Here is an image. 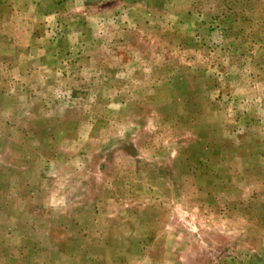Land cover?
Instances as JSON below:
<instances>
[{
	"label": "rangeland",
	"instance_id": "obj_1",
	"mask_svg": "<svg viewBox=\"0 0 264 264\" xmlns=\"http://www.w3.org/2000/svg\"><path fill=\"white\" fill-rule=\"evenodd\" d=\"M91 1L92 66L0 32V264H264V0Z\"/></svg>",
	"mask_w": 264,
	"mask_h": 264
},
{
	"label": "crops",
	"instance_id": "obj_2",
	"mask_svg": "<svg viewBox=\"0 0 264 264\" xmlns=\"http://www.w3.org/2000/svg\"><path fill=\"white\" fill-rule=\"evenodd\" d=\"M91 6V0H0V32L10 30L27 39L9 45V67L20 77L44 74L43 71L53 66L52 54L58 43V40L49 42L48 37L59 30L64 37L59 40L58 50L73 51L79 64L86 56L89 60L86 63L92 66V44L88 48L82 44L86 41L83 34H92ZM77 51L80 52L76 55Z\"/></svg>",
	"mask_w": 264,
	"mask_h": 264
}]
</instances>
